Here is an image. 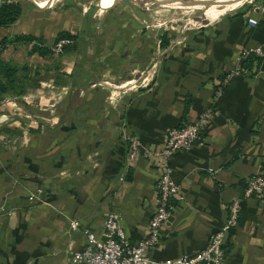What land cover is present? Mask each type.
<instances>
[{
	"label": "crops",
	"instance_id": "obj_1",
	"mask_svg": "<svg viewBox=\"0 0 264 264\" xmlns=\"http://www.w3.org/2000/svg\"><path fill=\"white\" fill-rule=\"evenodd\" d=\"M205 1H154L200 11L204 23L188 19L182 34H169L179 29L178 18L157 20L164 34L117 11L100 18L99 28L82 12L72 27L24 6L15 24L0 29V41L29 35L49 45L58 31L76 36L75 49L57 61L30 54L32 43L0 52L2 60L32 69L24 94L0 97V264H72L70 256L86 246L83 231L99 236L109 212L120 216L129 244L144 239L157 206L155 154L169 129L203 114L200 142L170 160L181 199L170 201L169 221L149 257L162 264L204 249L238 200L239 222L225 234L221 264H264V199L244 197L247 179L264 169V60L213 101L216 83L238 58L264 48V0L227 10ZM127 135L142 145L132 163Z\"/></svg>",
	"mask_w": 264,
	"mask_h": 264
},
{
	"label": "built area",
	"instance_id": "obj_2",
	"mask_svg": "<svg viewBox=\"0 0 264 264\" xmlns=\"http://www.w3.org/2000/svg\"><path fill=\"white\" fill-rule=\"evenodd\" d=\"M248 24L256 27L258 22L254 18H248ZM71 41L61 40L52 47L53 56L62 53V47ZM247 58L264 60L263 46H257L245 52L229 70V72L216 83L213 101L216 103L223 95L228 82L239 76H246L250 71L242 67ZM208 123L206 114L200 115L192 123L171 128L166 133L164 147L155 154L160 163V175L157 182V206L150 219L147 236L135 245L129 244L123 228L121 218L115 212H109L105 216L102 232L99 236L84 230L86 246L80 252L70 256L72 264H160L152 261L149 253L159 243L160 231L168 223L171 213L170 201L173 198L181 199L179 188L173 181V169L170 160L179 151H190L200 142L201 132ZM127 142V160L132 163L142 148L140 140L133 136H124ZM245 198L264 199V169L247 179L244 188ZM241 207L238 200L232 201L227 206V219L218 232L213 234L208 245L192 256L178 257L162 264H221L223 260V241L229 229L239 222ZM72 230L78 229L75 221L70 222Z\"/></svg>",
	"mask_w": 264,
	"mask_h": 264
},
{
	"label": "rangeland",
	"instance_id": "obj_3",
	"mask_svg": "<svg viewBox=\"0 0 264 264\" xmlns=\"http://www.w3.org/2000/svg\"><path fill=\"white\" fill-rule=\"evenodd\" d=\"M14 1L20 2L22 6L30 8L31 10L35 9L39 10L40 12L50 11L55 17V23H58L59 19L63 18L65 22H67V24L70 23L72 27L77 26L76 18L81 17L82 12L92 15L90 18L92 17L93 21L97 19L94 24L95 26H98L96 28H99L100 18H106L107 16L109 17L111 14H113V12L117 11V13L122 14V17L131 16L132 21L136 22L137 24L141 21H145L146 24H143L144 22L141 24L147 26L149 32L162 34L168 31L158 27L157 20L159 19H161L162 22H168L174 18L182 20L179 29L170 31L169 34L184 33L185 31L182 30V28L185 27L184 24L188 19L199 21L201 23H204L205 21L199 10H194L193 12L186 11L185 13L181 10L160 7L154 2L155 0H120L112 2L111 4H108V6H103L100 0H61L60 2L51 4L50 6H40L33 0ZM223 1L224 0H220V2ZM247 5L250 6V4H246L240 9L246 8ZM157 10H165L167 12H165L162 17H160L155 15ZM108 11H111L110 15L107 13ZM61 54L58 56H53V59L57 61Z\"/></svg>",
	"mask_w": 264,
	"mask_h": 264
},
{
	"label": "trees",
	"instance_id": "obj_4",
	"mask_svg": "<svg viewBox=\"0 0 264 264\" xmlns=\"http://www.w3.org/2000/svg\"><path fill=\"white\" fill-rule=\"evenodd\" d=\"M248 7L247 5L246 8ZM22 10L23 6L18 1L0 0V29L8 28L15 24L20 18ZM61 40L71 41L70 44L62 47V53L75 49L76 36L65 31H58L55 39L49 45H45L40 39L29 35L13 36L10 39L3 38L0 41V52L8 45L16 46L32 43L30 54H37L44 59H51L53 57L52 47ZM162 44L164 46L163 41ZM255 61L256 66L259 65L260 59L247 58L243 61L242 67L250 71ZM31 71L32 69L27 66L18 67L12 62H7L0 58V97L7 93H13L17 96L24 94L27 87L26 81L29 79ZM34 75L36 74L34 73Z\"/></svg>",
	"mask_w": 264,
	"mask_h": 264
},
{
	"label": "water",
	"instance_id": "obj_5",
	"mask_svg": "<svg viewBox=\"0 0 264 264\" xmlns=\"http://www.w3.org/2000/svg\"><path fill=\"white\" fill-rule=\"evenodd\" d=\"M116 1H120V0H116ZM114 1V2H116ZM198 0H180V2L183 3H197ZM241 1L244 0H224L223 2H220V0H206L205 2H203L202 4L204 6H210V5H216V6H232L235 5L237 3H240Z\"/></svg>",
	"mask_w": 264,
	"mask_h": 264
},
{
	"label": "bare ground",
	"instance_id": "obj_6",
	"mask_svg": "<svg viewBox=\"0 0 264 264\" xmlns=\"http://www.w3.org/2000/svg\"><path fill=\"white\" fill-rule=\"evenodd\" d=\"M173 1L176 5H185V3L183 4V2H180V0H171ZM242 2V1H241ZM239 3L235 4V5H232V6H216V5H210L209 7L211 8V10H227L228 8L230 7H235L236 5H238ZM192 5V4H191ZM193 7V6H192ZM191 6H189V8H192ZM195 8H198V9H204L201 5H198L197 7Z\"/></svg>",
	"mask_w": 264,
	"mask_h": 264
}]
</instances>
